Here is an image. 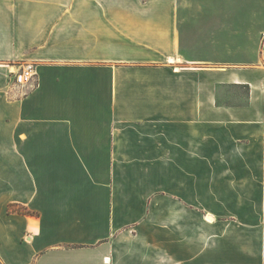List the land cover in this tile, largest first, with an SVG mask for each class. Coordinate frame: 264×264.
Returning <instances> with one entry per match:
<instances>
[{"label": "crops", "instance_id": "crops-1", "mask_svg": "<svg viewBox=\"0 0 264 264\" xmlns=\"http://www.w3.org/2000/svg\"><path fill=\"white\" fill-rule=\"evenodd\" d=\"M0 264H264V0H0Z\"/></svg>", "mask_w": 264, "mask_h": 264}, {"label": "built area", "instance_id": "built-area-1", "mask_svg": "<svg viewBox=\"0 0 264 264\" xmlns=\"http://www.w3.org/2000/svg\"><path fill=\"white\" fill-rule=\"evenodd\" d=\"M10 74L13 75V84L16 88H26L33 87L36 77V71H35V64L31 62H25L23 64H20L19 67L15 70H12V67L10 66ZM27 90H23L22 95L26 94ZM17 209L14 206H11V210Z\"/></svg>", "mask_w": 264, "mask_h": 264}, {"label": "rangeland", "instance_id": "rangeland-1", "mask_svg": "<svg viewBox=\"0 0 264 264\" xmlns=\"http://www.w3.org/2000/svg\"><path fill=\"white\" fill-rule=\"evenodd\" d=\"M231 55H232V52H231ZM238 61L239 60L237 58L231 56V64L236 63ZM175 65L182 66L185 64L176 63ZM245 93H246V89H244L242 86L231 85L230 87H222L220 89V94H221L220 100L223 102L240 101L241 100L240 98H243Z\"/></svg>", "mask_w": 264, "mask_h": 264}, {"label": "trees", "instance_id": "trees-1", "mask_svg": "<svg viewBox=\"0 0 264 264\" xmlns=\"http://www.w3.org/2000/svg\"><path fill=\"white\" fill-rule=\"evenodd\" d=\"M19 211H21V212H23V213H28V214H34V213H35L34 211L29 210V209H27V208H25V207H21V208H19Z\"/></svg>", "mask_w": 264, "mask_h": 264}, {"label": "bare ground", "instance_id": "bare-ground-1", "mask_svg": "<svg viewBox=\"0 0 264 264\" xmlns=\"http://www.w3.org/2000/svg\"><path fill=\"white\" fill-rule=\"evenodd\" d=\"M172 61H174V60H172ZM181 61V57H179V62ZM176 68H179V66H176ZM16 69V67L15 66H13L12 67V70H15Z\"/></svg>", "mask_w": 264, "mask_h": 264}]
</instances>
